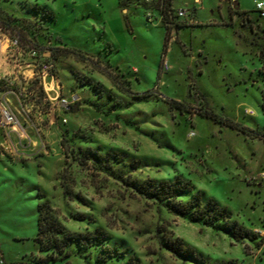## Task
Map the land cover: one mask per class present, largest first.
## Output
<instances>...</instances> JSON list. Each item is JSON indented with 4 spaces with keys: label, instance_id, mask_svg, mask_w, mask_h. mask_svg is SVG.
Returning a JSON list of instances; mask_svg holds the SVG:
<instances>
[{
    "label": "rangeland",
    "instance_id": "374dc122",
    "mask_svg": "<svg viewBox=\"0 0 264 264\" xmlns=\"http://www.w3.org/2000/svg\"><path fill=\"white\" fill-rule=\"evenodd\" d=\"M257 1L174 0L189 16L163 55L165 23L158 15L148 20L136 0H0L18 25H28L22 16L37 21L26 35L53 47L55 58L48 94L39 69L20 74L14 57L1 62L7 78L0 91L20 125L0 131V264H41L65 253L67 260L47 264H264V17ZM20 56L34 62L28 52ZM117 74L116 81H131L132 94L118 88ZM207 108L245 130L201 116ZM163 182L189 187L177 202L200 195L203 207L212 200L229 218L212 227L174 214L155 190ZM45 202L68 231L90 240L71 241L63 253L41 250L38 206ZM235 221L249 236L238 241L227 232ZM98 231L105 238L93 240ZM170 239L184 243V255L169 250Z\"/></svg>",
    "mask_w": 264,
    "mask_h": 264
},
{
    "label": "trees",
    "instance_id": "16d2710c",
    "mask_svg": "<svg viewBox=\"0 0 264 264\" xmlns=\"http://www.w3.org/2000/svg\"><path fill=\"white\" fill-rule=\"evenodd\" d=\"M138 1L139 5H142L147 10V16L148 20H151L154 15H158L160 17V20L165 23L167 33L164 43V54L165 55L168 52V44L169 41L172 38V33L182 27V25L179 21L185 19L180 18L177 15V10L174 8L173 3L174 0H154V1H147V0H136ZM189 11V10H188ZM237 14H239V11H235ZM259 17L263 18L262 15L256 10ZM26 22H28V25L20 26L18 25L19 21L18 19H15L16 17L14 15H10L6 11L3 10L0 6V25L3 26L5 29L9 30L13 35L18 36L21 40L22 47L24 48L25 52H29L30 50H35L37 53V56L34 59H37L40 62L45 63H52L54 67V56H53V47H49L48 45H43L36 41L34 38L28 37L26 35V32H28V27H31L29 29H32L35 27V22L32 24L31 21L27 20H33L30 16H22ZM41 26V25H39ZM48 26V25H46ZM25 27V28H24ZM43 27V26H42ZM45 30V29H43ZM48 27L46 28V31H48ZM67 45V43H65ZM46 50L50 51L52 53V58H45L44 53ZM70 53H75L77 55H81L82 51L78 50L77 48H73L69 50ZM54 71V68H53ZM117 75H111L114 82H116L118 88H120L121 91L132 94L131 88L128 87L126 84H130V80H118L116 81ZM160 73H159V79H160ZM4 81H0V90L2 89L1 84H3ZM98 93L100 91L96 90ZM165 101L170 105L171 108H177L180 110L185 109V103L178 100H170L165 99ZM201 116H205L208 118H211L213 120H216L220 122L223 125L229 126L233 129L244 131L245 128L238 122L226 118L221 117L219 115H216L215 112L210 109H203L200 113ZM260 136V134H259ZM262 136V135H261ZM155 190H158L157 195L163 200H167L168 208L171 212H173L176 215L180 216H187L188 214L192 217L194 220H202L204 219L205 222L209 226L215 227V222L219 220H227L229 218V214L227 213L226 208L220 209L215 202L212 200H209L206 205L203 207L202 199L200 195H196V199L192 202H189L187 204H182L180 202L176 201V197L187 190H189V187H185V185H174L169 182H163L159 186L155 187ZM198 207V209L194 212L193 208ZM38 233H37V242L40 245L41 250L48 251L51 248L59 249L60 253H63L65 250V247L69 245V242L71 241H77L80 244H84V242H87L90 240V238L87 235H84L82 233H72L68 231L52 214L51 210L49 208V205L45 203H41L38 206ZM227 232L230 233L236 240H242L245 237L249 236L248 232H245L244 229L238 225V223L232 222L227 226ZM63 235V238H60V236ZM106 234L104 231H98V235H94V239H104ZM167 246L169 250H171L174 253L184 255L186 251V247L184 243L181 240H169L167 242ZM188 252V251H187ZM192 253L193 250H192ZM189 254V252H188ZM70 257L69 253H65L64 257H54V256H48L46 259H44L41 264H47L49 262H58L60 259L67 260ZM65 264H71L69 261H66Z\"/></svg>",
    "mask_w": 264,
    "mask_h": 264
},
{
    "label": "built area",
    "instance_id": "2783aa9c",
    "mask_svg": "<svg viewBox=\"0 0 264 264\" xmlns=\"http://www.w3.org/2000/svg\"><path fill=\"white\" fill-rule=\"evenodd\" d=\"M149 2L154 0H147ZM197 4L200 3V0H195ZM256 10L264 17V0L257 1L256 2ZM177 15L180 18H187L189 16L188 9L186 8H180L177 10ZM25 52L24 48L22 47L21 40L18 36L13 35L9 30L5 29L3 26L0 25V68L2 65V61L4 59H10L11 57L16 59L15 66L18 68V73L21 74V71L25 69V67H31V68H37L39 69L38 78H40L43 81V85L45 88V91L49 89L47 87V78L52 77L54 79L53 74V64L52 63H45L40 62L37 59H34L37 56V53L35 50H30L29 57L34 61L33 63H25L23 60H21V54ZM163 71L170 70V65L168 61H164L162 65ZM7 76L0 71V81L6 80ZM50 84V88H51ZM59 90L60 87L58 86ZM56 91V90H55ZM48 94V91H46ZM9 99L7 98L6 93L0 91V131L2 132H11L16 131V129L19 127L20 123L18 121L17 115L12 111V108L9 103ZM68 102L66 100H62L61 106L67 109ZM10 130V131H7Z\"/></svg>",
    "mask_w": 264,
    "mask_h": 264
},
{
    "label": "water",
    "instance_id": "95a60500",
    "mask_svg": "<svg viewBox=\"0 0 264 264\" xmlns=\"http://www.w3.org/2000/svg\"><path fill=\"white\" fill-rule=\"evenodd\" d=\"M235 7L237 8V9H239V7H240V5H239V2H235Z\"/></svg>",
    "mask_w": 264,
    "mask_h": 264
}]
</instances>
